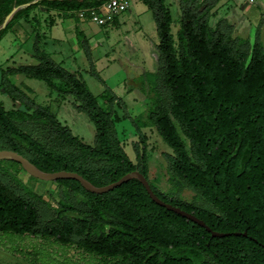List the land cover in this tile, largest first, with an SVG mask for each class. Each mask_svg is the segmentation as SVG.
<instances>
[{
	"label": "trees",
	"instance_id": "obj_1",
	"mask_svg": "<svg viewBox=\"0 0 264 264\" xmlns=\"http://www.w3.org/2000/svg\"><path fill=\"white\" fill-rule=\"evenodd\" d=\"M29 1L0 0V24L16 5ZM105 1L41 0L19 11L1 31L0 41L37 7L78 20L77 11ZM206 1L182 0L177 46L169 4L143 0L157 24L165 91L164 97L156 96L148 118L173 151L167 158L171 181H178L172 193L151 185L165 201L195 214L214 231L231 234L214 237L157 205L137 179L103 194L87 191L77 180L60 179L55 181L61 187L60 201L54 207L17 176L22 166L10 160H0L1 232L49 237L106 264H264V44L259 37L253 45L247 38H234V25L226 18L212 26V6ZM112 24L117 25V18ZM77 38L93 61L85 34L78 31ZM33 56L36 63L0 70V91L19 104L7 109L0 101V149L15 150L45 171L78 172L97 186L133 170L149 179L147 138L139 125L135 123L139 136L135 162L119 137L115 110L101 105V96L77 71L56 62L41 47L39 34ZM18 74L74 96L76 108L94 124V144L37 103L30 87L15 84L11 77ZM105 90L111 105L122 102L111 88ZM185 186L197 193L194 201L180 196Z\"/></svg>",
	"mask_w": 264,
	"mask_h": 264
},
{
	"label": "rangeland",
	"instance_id": "obj_2",
	"mask_svg": "<svg viewBox=\"0 0 264 264\" xmlns=\"http://www.w3.org/2000/svg\"><path fill=\"white\" fill-rule=\"evenodd\" d=\"M130 3V9L117 17L119 27L113 24H110L113 27H100L91 23V27L87 28V31H91L88 32V37L93 61L88 59L85 48L78 41L77 32L69 25L75 18L71 17L68 21L65 20L68 15L64 13L48 11L43 6L37 7L28 17L16 24L19 25L16 28L18 31H13V28L1 39L0 70L8 65L36 63L33 52L36 34H39L41 47L50 53L56 62L71 71H77L91 91L101 96L100 103L105 109L115 110L119 137L135 162H138L136 143L139 142L135 123L139 125L147 138L149 180L163 192L172 193L176 191L178 181H171L173 175L167 155L173 154V151L148 118L156 96H165L159 73L157 24L153 12L143 0H131ZM170 5L173 16L171 31L178 46L182 8L174 0ZM228 7L231 9V23L234 25L232 36L247 38L251 45L259 37L264 44V0H231L230 5L218 7V16L210 14L212 26H216L224 17ZM43 35H46V39L41 38ZM11 79L16 83L23 81L25 86L32 89L31 95L37 103L47 106L75 135L89 144H94V124L86 113L76 108L77 101L74 96L52 91L44 81L22 74L14 75ZM108 87L123 103L116 100L111 105L107 101L109 96L105 89ZM0 101L4 102L7 109L19 105L1 91ZM182 136L190 148L189 140L183 134ZM3 165L15 171L14 166ZM16 174L30 189L54 207L58 206L61 187L55 181L35 178L22 167L17 168ZM180 196L186 201H194L197 193L185 186ZM0 264L106 263L96 255L49 237L0 231Z\"/></svg>",
	"mask_w": 264,
	"mask_h": 264
},
{
	"label": "water",
	"instance_id": "obj_3",
	"mask_svg": "<svg viewBox=\"0 0 264 264\" xmlns=\"http://www.w3.org/2000/svg\"><path fill=\"white\" fill-rule=\"evenodd\" d=\"M41 0H31L29 2L16 5L5 17L3 22L0 24V33L2 30H4L8 24L13 20L15 15L23 10L28 8L31 5H34L38 3ZM0 160H10L15 161L19 163L22 168L29 173L31 176L46 180V181H58L60 179H74L80 182V184L89 192L95 193V194H103L110 192L114 190L115 188L121 186L122 184L128 182L131 179H137L139 180L144 187L146 188L147 192L149 193L151 199L159 206L165 207L170 211H173L177 213L178 215L187 218L188 220H191L195 222L196 224L204 227L207 229L208 232L212 233L214 237H225L229 236L231 233H224V232H218L214 231L203 219H200L195 214L190 213L186 211L185 209H182L179 206L173 205L170 202L165 201L163 198H161L153 189L150 180L147 178V176L142 173L140 170H133L131 172H128L124 176H122L119 180L111 182L109 184L103 185V186H97L94 183H92L89 179L85 178L83 175H81L78 172L75 171H68V170H59V171H45L38 167L35 163H33L28 157L24 156L23 154L11 150V149H0ZM240 234V233H235ZM246 236L247 233H244Z\"/></svg>",
	"mask_w": 264,
	"mask_h": 264
},
{
	"label": "built area",
	"instance_id": "obj_4",
	"mask_svg": "<svg viewBox=\"0 0 264 264\" xmlns=\"http://www.w3.org/2000/svg\"><path fill=\"white\" fill-rule=\"evenodd\" d=\"M131 0H106L101 5L83 8L77 11L81 20L104 27L112 24L115 18L127 11Z\"/></svg>",
	"mask_w": 264,
	"mask_h": 264
},
{
	"label": "crops",
	"instance_id": "obj_5",
	"mask_svg": "<svg viewBox=\"0 0 264 264\" xmlns=\"http://www.w3.org/2000/svg\"><path fill=\"white\" fill-rule=\"evenodd\" d=\"M203 0H199V2L201 3ZM174 2H177L179 5H181V2H182V0H174ZM166 3L167 4H169V6H171L170 4L172 3V0H166ZM206 4H211L210 6H212V8H211V11H210V14L211 15H213V14H215V16H218V13H219V9L220 8H218V7H221L222 6V8L224 7V6H226V5H230L231 4V0H207L206 1ZM129 9H130V7H129ZM128 9V10H129ZM227 13L224 15V17L223 18H226V19H228V21L231 23V9L228 7L227 8V10H225ZM65 20H68L69 21V18H66ZM90 24H91V22H89V21H86V20H81V19H78V20H75L74 19V22H70L69 23V25H71L73 28H74V30H75V32H78V31H81L82 33H84L85 34V36L87 37V39H88V41H89V37H88V32H91V31H87L88 29L87 28H89V27H91L90 26ZM59 25V24H58ZM119 25H120V23H119V20H118V18H117V25H115V26H117V27H119ZM18 26L19 25H16L15 26V28H14V30L13 31H18V29H16V28H18ZM110 26H112L113 27V25H110ZM109 26V27H110ZM44 39H46V37H44V36H42ZM42 38V39H43ZM41 39V40H42ZM58 39V38H57ZM13 81V80H12ZM14 82V81H13ZM15 84H17L18 86H22V84H23V81L22 82H14ZM32 96V95H31Z\"/></svg>",
	"mask_w": 264,
	"mask_h": 264
},
{
	"label": "flooded vegetation",
	"instance_id": "obj_6",
	"mask_svg": "<svg viewBox=\"0 0 264 264\" xmlns=\"http://www.w3.org/2000/svg\"><path fill=\"white\" fill-rule=\"evenodd\" d=\"M72 246H74V245H72Z\"/></svg>",
	"mask_w": 264,
	"mask_h": 264
}]
</instances>
